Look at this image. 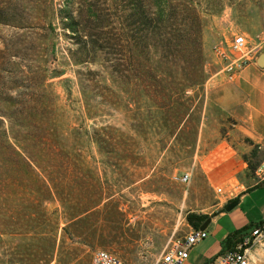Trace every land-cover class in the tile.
I'll use <instances>...</instances> for the list:
<instances>
[{"label": "rangeland", "instance_id": "1", "mask_svg": "<svg viewBox=\"0 0 264 264\" xmlns=\"http://www.w3.org/2000/svg\"><path fill=\"white\" fill-rule=\"evenodd\" d=\"M5 1L16 5L29 0ZM91 1L95 0H34L38 5L35 21L23 28L0 24V37L8 39L15 33H26L38 40V49H42L39 59L54 60L61 75L48 77L42 86L33 85L43 94L37 112L48 114L46 122L61 146L60 158L70 161L75 156L89 166L97 195L104 197L105 208L93 216L92 226L76 239L85 238L92 247L63 236V249L72 256L68 264L76 263L75 254L82 264H90L97 249L112 252L130 264H154L158 257L154 253L163 250L174 223L177 230L171 239L184 230L187 213L199 209L200 204L215 201L214 191L198 167L202 153L215 138V120L221 114L206 102V81L223 69L224 60L217 50L228 55L235 36H244V50L264 47V0H192L198 14L196 22L187 18L180 26L179 36L167 37L164 52L160 49L162 39L153 36V30L143 31L138 23L129 22L119 41L123 48L118 47L117 34L112 35L115 30L109 32L111 47L90 48L86 42L89 34L98 38L100 44L103 42L85 18ZM98 2L103 5V0ZM67 11L80 18L76 33L63 25ZM194 31L198 32L196 36ZM85 49L88 53L83 55ZM28 51L17 64L24 87L30 85L24 77L32 76L30 70L37 69ZM114 68H118L119 77L112 74ZM150 73L159 76L156 80L160 83L155 85L159 88H149L154 87ZM202 74L209 76L201 90L187 89L184 94L173 95L180 100L191 96L195 110L189 128L172 139L167 136L168 125L162 123L157 106L168 97L160 93V87L172 84L181 89ZM203 114L211 116L201 125ZM196 119L200 123L192 141ZM93 130L106 140L105 144L95 141ZM42 131L43 128L38 133ZM186 173L189 178L184 181ZM20 196L13 192L9 198H0V208L5 204L20 212L21 204L26 205L28 198ZM56 206L54 201L47 204V209L51 211ZM12 228L0 233V264L10 260L7 253L14 258L12 264H20L23 255L34 254L37 245H45L32 244L35 241L30 235ZM54 237L58 242L60 232ZM31 260L26 258L23 262L35 264L33 257ZM48 264L59 262L54 258ZM250 264H264V239L252 248Z\"/></svg>", "mask_w": 264, "mask_h": 264}, {"label": "trees", "instance_id": "2", "mask_svg": "<svg viewBox=\"0 0 264 264\" xmlns=\"http://www.w3.org/2000/svg\"><path fill=\"white\" fill-rule=\"evenodd\" d=\"M98 1L88 3L85 18L95 27L96 35L101 37L103 42L100 44L98 38L95 39L89 34L86 42L90 48H94L95 45L103 49L111 47L113 43L109 35L111 30L116 32L112 35L118 36V47L123 48L119 41L125 36L129 22L138 23L143 27V31L153 30V36L161 37L160 49L164 52L167 37L171 39L179 36L182 33L180 26L187 18L192 17L194 23L198 18L192 0H103V5ZM37 7L34 0L16 5L8 4L3 0L0 2V24L23 28L26 23L35 21L38 17ZM79 19V16H72L67 11L63 25L76 33L80 24ZM194 32L196 36L198 32ZM37 43L35 37L26 33L20 35L15 33L8 39L0 37V198H9L13 192L20 193V197L28 196L27 202L26 198H22L26 205L21 204L20 212L12 211L5 204L4 207L1 206L0 233L5 234L12 230V227H17L21 234L30 235V239L35 241L32 244L45 243V245H37L32 256L23 255L20 264H25L23 261L26 258L31 260L32 257L35 264H48L54 258L59 264H68L70 261L68 258L72 259V256L63 249V236L67 235L72 242L87 244L85 238L78 241L76 239L81 238L87 228L92 226L93 216L99 215L105 204L104 197L97 195L92 169L77 161L75 156L70 158V161L60 158L61 146L46 122L48 114L37 112L43 94L34 90L33 85L39 83V86H42L48 77L61 75L54 60L39 59L42 49H38ZM88 49L84 50L83 55L88 53L86 52ZM26 50H30L28 53L32 58L31 63L37 65L35 71L30 70L32 76L24 77L30 84L28 87H24L25 85L21 83L22 78L17 72V69L19 71L17 64L23 59L24 54L26 55ZM48 70L53 71L48 73ZM117 73L119 74L118 68H114L112 74L119 77ZM158 73L160 75L161 72ZM150 75L154 87L149 88H159L155 87L159 76L151 73ZM208 76L202 74L196 82L181 89L172 84H164L160 87V93L168 96L160 104L156 102L161 109L162 123L168 125L166 132L168 137L175 140L179 138V135L187 127L189 128L195 110L190 103L191 96L180 100V97L174 98L173 95L176 92L184 94L187 89L201 90ZM43 111L45 107L41 112ZM169 114L174 116L170 117ZM199 123L200 121L196 119L194 127L191 126L192 129L194 128L192 141L195 140L198 129L196 126H199ZM41 128L43 131L38 133ZM93 132L98 144L106 143L105 139L95 134L97 130ZM121 144L122 142L118 143ZM248 167L253 168L251 164ZM54 201L57 202V206L48 211L47 204ZM185 218L193 228H199L207 215L189 212ZM260 224L261 222H251L229 232L221 241L220 253L235 247L244 236ZM59 232L61 239L56 242L54 236ZM87 245L92 247L89 243ZM6 257L10 259L7 260V264L14 263L10 253H7ZM74 259L75 264H82V259L76 257V254Z\"/></svg>", "mask_w": 264, "mask_h": 264}, {"label": "crops", "instance_id": "3", "mask_svg": "<svg viewBox=\"0 0 264 264\" xmlns=\"http://www.w3.org/2000/svg\"><path fill=\"white\" fill-rule=\"evenodd\" d=\"M262 48L246 49L247 63L231 77L221 69L206 81V102L221 114L215 120V138L202 153L198 167L207 186L214 191L215 201L190 211L207 215L209 222L205 228L207 236L189 249L184 264H214L221 241L229 232L264 220V179L257 174V166L264 164V67L254 63ZM209 115L203 114L201 125ZM232 199H238V203L225 211L224 206ZM191 228L186 220L178 237ZM176 230L174 223L169 240ZM162 251L154 254L159 256Z\"/></svg>", "mask_w": 264, "mask_h": 264}, {"label": "built area", "instance_id": "4", "mask_svg": "<svg viewBox=\"0 0 264 264\" xmlns=\"http://www.w3.org/2000/svg\"><path fill=\"white\" fill-rule=\"evenodd\" d=\"M245 38L242 35L235 36L229 47L227 55L222 50L217 53L224 60L223 70L231 77L238 69L248 61L249 52L244 50ZM257 174L264 179V164L257 168ZM189 178L186 173L182 180ZM207 236V231L200 228H191L181 237L170 239L162 253L154 264H184L189 255V249ZM264 239V220L254 227L242 241L232 249L221 252L216 257L214 264H250L251 250ZM90 264H126L116 254L104 249H97L91 255Z\"/></svg>", "mask_w": 264, "mask_h": 264}, {"label": "water", "instance_id": "5", "mask_svg": "<svg viewBox=\"0 0 264 264\" xmlns=\"http://www.w3.org/2000/svg\"><path fill=\"white\" fill-rule=\"evenodd\" d=\"M254 63L260 67L263 68L264 67V47L261 49V51L256 55V57L254 58ZM238 203V199H233L229 202L226 203V205L224 206V210L225 211H230L231 209H233L235 207V205ZM209 222V218H207L200 226V229H205L207 224Z\"/></svg>", "mask_w": 264, "mask_h": 264}]
</instances>
